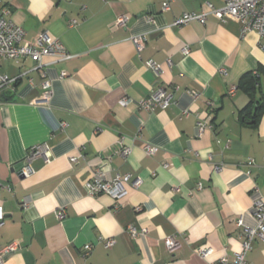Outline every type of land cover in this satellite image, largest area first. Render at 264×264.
Instances as JSON below:
<instances>
[{
    "label": "crops",
    "instance_id": "crops-1",
    "mask_svg": "<svg viewBox=\"0 0 264 264\" xmlns=\"http://www.w3.org/2000/svg\"><path fill=\"white\" fill-rule=\"evenodd\" d=\"M206 3L223 6L222 0H0L7 19L24 30V43L36 47L46 32L72 56L44 70L32 59L1 64L8 81L0 86V183L9 190L0 189V248L17 245L4 264L233 261L241 242L236 219L254 227L253 203L264 201V40L211 16L204 25L173 27ZM121 16L123 28L115 24ZM138 36L146 38L139 52L131 41ZM148 61L160 66L158 76ZM156 85L170 106L139 108ZM198 122L207 123L201 133ZM43 144L48 162L33 159L32 172L21 175L28 150ZM146 145L157 152L147 156ZM98 172L104 181L128 177L126 195L90 196L87 184ZM130 227L139 232L135 240ZM170 236L179 243L173 252L165 246ZM203 248L212 253L200 257ZM246 264H264V240L252 243Z\"/></svg>",
    "mask_w": 264,
    "mask_h": 264
},
{
    "label": "built area",
    "instance_id": "built-area-1",
    "mask_svg": "<svg viewBox=\"0 0 264 264\" xmlns=\"http://www.w3.org/2000/svg\"><path fill=\"white\" fill-rule=\"evenodd\" d=\"M169 2L165 1L162 5V10L166 11L169 9ZM223 6L221 8H215L211 4L206 3V9L199 13H185L173 23V27H183L192 22L204 25L207 22L209 16L217 19L219 22H224L226 20H233L240 25V34L244 36L248 33H255L260 40H264V0H222ZM9 10L2 7L0 4V86L7 83L8 78L1 73V64L3 61L12 60L19 61L23 59H32L37 63V70H44L47 66L66 62L72 58V56L65 50L60 41L56 38L51 37L46 32H42L38 35L37 46L33 47L29 44L24 43L25 32L24 30L14 24L12 21L7 19ZM127 17H118L115 21L116 26L123 28L125 27ZM76 21L71 20L68 22V26L73 28L76 26ZM134 44L136 51L139 52L146 41L145 36H138L131 39ZM260 49L264 53V43H259ZM188 49L184 48V53H187ZM50 59V62H44L45 59ZM146 67L155 75L158 76L161 73V68L158 64L152 61L146 62ZM220 73L225 75L226 71L220 69ZM65 73L60 74V78H64ZM43 89L46 92V96L50 97V81L46 80L43 82ZM235 88H231L229 91L230 95H233ZM192 99H197L198 94L195 92L190 93ZM126 100L121 102V105H125ZM171 104L170 97L166 94L165 90L161 86H155L149 97L138 103V107L144 109L145 111H153L156 108L161 110L167 109ZM207 123L198 122L197 129L198 132H203ZM121 153L124 156L129 154V149L124 148ZM49 147L46 144L37 145L28 150L26 154L24 166L21 169V175H29L32 172L30 167V162L36 158H43L45 162L49 160ZM157 152V148L146 145L144 147V153L147 156H153ZM71 162H75L76 159H70ZM253 161L248 159V165H252ZM220 167L216 166L215 170L218 171ZM129 183V178H121L119 176L104 181L101 174L96 173L94 180L87 184L88 194L90 196H97L99 194H106L114 200H119L124 197L127 193L125 189V184ZM140 185V180H135L132 182L134 188ZM7 189L8 185H2L0 183V189ZM201 186H198L200 189ZM253 216L255 219V226L248 228L244 226L242 218L238 217L235 221L237 228L241 230L239 235L240 239V250L234 254L233 261L228 262L226 258H221L217 263L214 264H246V256L251 250V245L255 241L264 240V201L257 200L253 203ZM57 218L62 220L64 214L62 211L58 212ZM4 225L3 215L0 210V228ZM141 232H144L142 230ZM130 237L135 240L139 232L134 228H129ZM113 240L108 239L106 242V247L110 248L113 245ZM165 246L169 252H173L179 247V243L174 239V237H167L165 239ZM17 245L11 244L7 247L0 248V264H4L5 257L16 251ZM86 252L91 250V245H86L84 247ZM212 253V249L203 248L200 249V257L204 258Z\"/></svg>",
    "mask_w": 264,
    "mask_h": 264
},
{
    "label": "trees",
    "instance_id": "trees-1",
    "mask_svg": "<svg viewBox=\"0 0 264 264\" xmlns=\"http://www.w3.org/2000/svg\"><path fill=\"white\" fill-rule=\"evenodd\" d=\"M244 77H245V76H244ZM244 77H242V79H243Z\"/></svg>",
    "mask_w": 264,
    "mask_h": 264
}]
</instances>
